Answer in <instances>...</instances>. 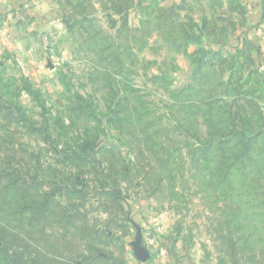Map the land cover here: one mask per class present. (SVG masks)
I'll list each match as a JSON object with an SVG mask.
<instances>
[{"label":"rangeland","instance_id":"rangeland-1","mask_svg":"<svg viewBox=\"0 0 264 264\" xmlns=\"http://www.w3.org/2000/svg\"><path fill=\"white\" fill-rule=\"evenodd\" d=\"M258 32L264 0H0V264H264Z\"/></svg>","mask_w":264,"mask_h":264},{"label":"water","instance_id":"water-1","mask_svg":"<svg viewBox=\"0 0 264 264\" xmlns=\"http://www.w3.org/2000/svg\"><path fill=\"white\" fill-rule=\"evenodd\" d=\"M140 246L139 245H137V250H136V254L139 256V258L143 261V262H145L147 259V256H144L145 255V253H144V251L142 250V251H138V248H139ZM139 252V253H138Z\"/></svg>","mask_w":264,"mask_h":264},{"label":"built area","instance_id":"built-area-1","mask_svg":"<svg viewBox=\"0 0 264 264\" xmlns=\"http://www.w3.org/2000/svg\"><path fill=\"white\" fill-rule=\"evenodd\" d=\"M257 35H260V39L262 41V52L264 53V33L258 32Z\"/></svg>","mask_w":264,"mask_h":264},{"label":"crops","instance_id":"crops-1","mask_svg":"<svg viewBox=\"0 0 264 264\" xmlns=\"http://www.w3.org/2000/svg\"><path fill=\"white\" fill-rule=\"evenodd\" d=\"M263 7V4L262 5H260V7H258V8H262Z\"/></svg>","mask_w":264,"mask_h":264}]
</instances>
